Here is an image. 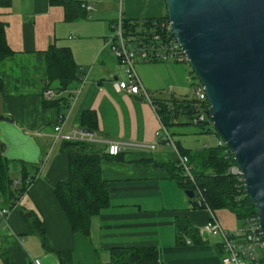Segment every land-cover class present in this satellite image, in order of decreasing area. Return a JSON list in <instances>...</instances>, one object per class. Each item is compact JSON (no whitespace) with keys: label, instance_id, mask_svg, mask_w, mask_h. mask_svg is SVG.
<instances>
[{"label":"crops","instance_id":"0c3cea01","mask_svg":"<svg viewBox=\"0 0 264 264\" xmlns=\"http://www.w3.org/2000/svg\"><path fill=\"white\" fill-rule=\"evenodd\" d=\"M121 16L130 21L158 20L167 16L166 4L164 0H0V23L14 53L0 63V116L9 118L0 126L33 141L26 155L9 163V173L14 186L21 182L24 166L35 174L19 199H0V210L11 211L4 227L0 215V264L33 260L61 264V253H71V264H111L115 249H155L160 264H223L221 238L201 234L210 212L192 207L168 167L178 166V153L163 144L148 152L128 148L102 161L110 204L92 218L90 237L74 233L57 199V186L71 179L70 162L61 152L63 141L54 133L62 117L63 135L84 128V115L94 113L100 138L130 145L156 144L155 107L166 120L178 108V118L183 120L174 126L189 125L196 117L183 113L194 97H180L186 84L185 69L178 63L137 61L136 74L153 105L128 93L130 78L109 46ZM52 47L72 53L79 78L61 97L59 83L49 82L46 54ZM49 91L57 98L48 99L44 94ZM76 91L80 94L74 103ZM62 97L69 98L68 109L55 104ZM172 134L180 136L177 131ZM176 143L179 150L193 154L212 148H185L180 139ZM94 146L107 152L105 145ZM11 148L7 151L15 154ZM33 214L45 224V241L31 233L25 222L23 215ZM213 214L224 230L242 229L228 208L215 209Z\"/></svg>","mask_w":264,"mask_h":264},{"label":"water","instance_id":"95a60500","mask_svg":"<svg viewBox=\"0 0 264 264\" xmlns=\"http://www.w3.org/2000/svg\"><path fill=\"white\" fill-rule=\"evenodd\" d=\"M164 1L172 33L204 87L208 122L233 154L264 236V0ZM17 133L0 126L10 161L16 157L7 147L23 156L32 148L31 138ZM186 196L192 204L194 192Z\"/></svg>","mask_w":264,"mask_h":264},{"label":"trees","instance_id":"16d2710c","mask_svg":"<svg viewBox=\"0 0 264 264\" xmlns=\"http://www.w3.org/2000/svg\"><path fill=\"white\" fill-rule=\"evenodd\" d=\"M167 20V16L158 20L130 21L123 19V26L127 34L133 35L141 31H162L161 25ZM13 55L14 53L6 43L4 26L0 23V63ZM46 56L49 82L59 83L60 88L57 92L60 95L69 90L71 84L79 79L72 53L67 49L52 47ZM2 88V84H0L1 91ZM69 103L68 97H62L55 101V104L62 106L64 110L70 107ZM52 104L54 103L46 105L52 106ZM184 109L183 113L193 117L196 114L195 101H190ZM177 110L179 109L173 108L167 120L161 113L163 121L168 127L171 126V123L175 125L174 119L179 124ZM7 119L9 118L0 116V122ZM96 125L94 113H86L83 117V129L95 132ZM206 125H210L209 122L195 126ZM179 151L189 158L197 184L204 190L206 205L198 206L192 203L194 209L206 210L208 207L214 212L215 209L228 208L245 223L248 218L257 216L256 207L246 196L243 183H239L234 176L228 174L229 168L236 163L227 147L215 146L194 154L188 151ZM3 152L4 145L0 141V199H3V202L7 200L13 202L27 192L29 188L27 181L29 179L33 181L35 174H29L24 166L21 184L14 186L9 173L11 161L4 157ZM61 152L70 162L71 179L68 184L57 186V199L66 213L74 233L90 237L92 218L100 215L110 204L108 184L103 180L101 174L102 161L107 158L108 154L97 150L91 144L67 141H63ZM168 167L172 171L173 178L178 181L184 191L193 190V186L184 177L178 166ZM23 217L30 232L37 234L41 240L45 241L47 231L44 222L35 214L23 215ZM59 256L61 264L72 263L71 253H61ZM111 264H160L159 253L155 249H115L112 251Z\"/></svg>","mask_w":264,"mask_h":264},{"label":"built area","instance_id":"2783aa9c","mask_svg":"<svg viewBox=\"0 0 264 264\" xmlns=\"http://www.w3.org/2000/svg\"><path fill=\"white\" fill-rule=\"evenodd\" d=\"M84 7L88 12L94 11L92 6ZM161 27L162 31H141L136 34L129 35L124 30L123 18L121 16L118 23L114 27V36L109 41V46L112 52L125 68V72L130 78L127 88L128 93L142 96L152 105L153 101L151 100V96L136 74L135 66L137 61H141L143 63L187 62L186 55L184 54L176 37L172 33L171 23L169 20L163 22ZM116 88H119V86L116 85ZM79 94L80 91H76L73 94L72 101L74 103L76 102ZM44 95L50 100L57 98L56 94L51 91L46 92ZM193 97L195 101L196 117L192 122L194 125H203L209 121V105L204 87L200 82L194 85ZM154 110L159 122V129L155 133L156 144L130 145L119 142H106L100 138L96 132L83 128L74 129L71 135H63L62 131L65 124L64 117L60 119L59 124L55 127V138L57 140L67 142L105 145L107 146L108 155L112 157L119 156L128 148H135L140 152H148L155 150L158 144H163L178 153V167L182 170L184 177L193 186L192 191L194 192V199L192 200V203L198 206L206 205L204 190L197 184L189 158L180 153L171 130L163 121V118L158 113L156 107ZM174 123L178 124L176 120ZM217 146L222 147L225 146V144L219 140ZM228 174L234 176L238 182L243 183L244 186L241 171L236 164L229 168ZM27 183L31 184L32 180L29 179ZM20 184L21 182L17 183L16 186ZM206 210L210 212L211 216L210 220L201 229V234L206 237L221 238L224 250V258L222 260L223 264H264V236L260 229L257 216L247 219V229L229 232L222 228L216 216L208 207ZM10 213L11 211L8 209L0 210L2 227L8 223ZM31 264H42V262L40 260H33Z\"/></svg>","mask_w":264,"mask_h":264},{"label":"rangeland","instance_id":"374dc122","mask_svg":"<svg viewBox=\"0 0 264 264\" xmlns=\"http://www.w3.org/2000/svg\"><path fill=\"white\" fill-rule=\"evenodd\" d=\"M180 66L184 67L185 69V84H186V90L184 91V95L180 97H190L193 98V92H194V85H196L199 82V79L197 78L196 74L194 73L191 65L186 63H178ZM190 80V82H189ZM179 97V96H178ZM196 116V114H195ZM180 120H183V118H179ZM172 120V119H171ZM169 129L172 132L177 131L178 135L180 136H174V139H180L182 142V145L185 148L190 149H203V147H215L217 145V139L218 136L213 132V128L210 125L197 127L193 123L187 124L184 126H174L171 123V126H169ZM21 156V153L18 151L15 152V157ZM12 177V176H11ZM19 176H16L18 178ZM237 226L239 228L242 227V229H247V224L243 222L242 220L236 219ZM234 230V231H240ZM233 231V232H234Z\"/></svg>","mask_w":264,"mask_h":264}]
</instances>
